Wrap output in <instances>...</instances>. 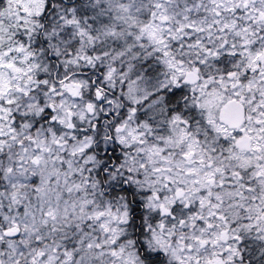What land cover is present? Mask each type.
I'll list each match as a JSON object with an SVG mask.
<instances>
[{"label":"snow or ice","instance_id":"snow-or-ice-1","mask_svg":"<svg viewBox=\"0 0 264 264\" xmlns=\"http://www.w3.org/2000/svg\"><path fill=\"white\" fill-rule=\"evenodd\" d=\"M0 264H264V0H0Z\"/></svg>","mask_w":264,"mask_h":264}]
</instances>
